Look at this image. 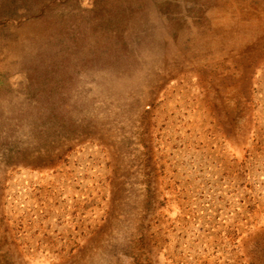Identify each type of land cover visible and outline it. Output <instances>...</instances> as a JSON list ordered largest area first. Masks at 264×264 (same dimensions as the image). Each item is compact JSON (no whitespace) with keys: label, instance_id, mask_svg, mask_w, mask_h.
I'll use <instances>...</instances> for the list:
<instances>
[{"label":"rangeland","instance_id":"1","mask_svg":"<svg viewBox=\"0 0 264 264\" xmlns=\"http://www.w3.org/2000/svg\"><path fill=\"white\" fill-rule=\"evenodd\" d=\"M0 264H264V0H0Z\"/></svg>","mask_w":264,"mask_h":264}]
</instances>
